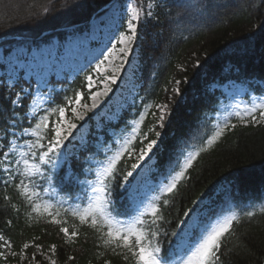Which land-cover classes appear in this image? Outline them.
<instances>
[{
	"label": "trees",
	"instance_id": "trees-1",
	"mask_svg": "<svg viewBox=\"0 0 264 264\" xmlns=\"http://www.w3.org/2000/svg\"><path fill=\"white\" fill-rule=\"evenodd\" d=\"M110 1L0 0V38L12 35L38 38L51 29L88 22ZM124 2L126 0H120V3ZM157 2L159 7L154 9L150 22L140 28L139 39L132 51L138 61L134 70L137 95L132 102H127L116 120L105 116L96 119L91 115L87 128L81 134L78 132L73 142L77 144L81 136L91 140L98 128L112 129L117 134L123 130V135L112 145L115 151L131 134L135 121L146 111L145 105H151L137 139L129 146L131 152L122 157L117 168L121 175L131 170V165L137 162L143 137L157 139L155 132H160L159 151L152 157V167L147 175L153 181L152 189L166 179L170 180L186 156L197 151L214 133L221 101L228 97L231 84L246 88L248 97L250 92L264 96V0ZM83 29L85 27L60 31L41 41L9 40L4 45H40L50 42L53 37L64 40L69 34ZM13 48L10 46L6 52ZM89 74H92L91 69L81 72L73 81L68 77L52 80L61 87L53 107L77 91L89 98V89L85 86V76ZM0 82L7 83L5 75L0 76ZM27 86L21 78L12 91ZM175 88L179 89V94L173 92ZM6 97L7 93L0 88V108L8 107ZM163 103L168 104L169 111L165 126L160 128L157 105ZM229 121L237 127L226 131L207 152L200 153L174 193L152 190L153 197L161 195V200L157 201L164 216L160 221V241L168 247V241L175 239L171 233L178 231L177 225L184 219L183 213L194 207L193 201H196L204 215L211 210L222 215L236 214L242 219L237 236L229 242L232 253L226 254L227 264H264V216L258 214L249 222L243 215L247 209L258 211L264 206L261 199L264 198V125L245 127L237 117ZM152 128L155 131H150ZM5 195L11 196L12 203L20 208L18 213L10 204L6 205ZM58 199H67V195L62 193ZM165 199L168 200L166 206L163 205ZM114 200L116 211H131L129 201L121 195L120 189L114 193ZM67 218L69 224L66 226L71 230L76 224L80 232L71 245L64 243L59 225L46 223V216L43 219L30 216L14 189L10 187L5 191L0 186V229L10 236L14 250L19 251L23 243L32 242L48 252L54 244L56 264H104L105 260H110L111 264H130L106 249L98 233L80 226L71 216ZM9 219L12 220L10 228L6 225ZM164 232L168 236L165 237ZM34 250L37 249L30 247L27 252ZM69 256L75 259L69 261ZM14 260L17 259L10 258V261ZM0 264L4 262L0 261Z\"/></svg>",
	"mask_w": 264,
	"mask_h": 264
},
{
	"label": "snow or ice",
	"instance_id": "snow-or-ice-1",
	"mask_svg": "<svg viewBox=\"0 0 264 264\" xmlns=\"http://www.w3.org/2000/svg\"><path fill=\"white\" fill-rule=\"evenodd\" d=\"M156 7H159L157 0H140V3L126 0L123 14L113 23L108 42L99 55L86 65L71 69L74 76L89 69L95 74L107 73L109 67L105 66V62H108L112 74L103 76V91L92 93L91 89L97 81L93 74L85 76V86L92 100L90 107L81 105L82 91L75 92L72 97L66 96L53 107L61 90L50 86L52 81L48 75L37 71L32 65L28 67L29 78L25 80L27 87H20L19 91L13 92L12 88L20 83V79L12 84L0 82V88L7 93L8 104V107L0 108V186L5 191L13 188L30 216L41 219L46 216V223L59 225L58 230L63 234L65 244L75 243L80 235L76 224L71 226V230L66 226L69 224L67 217L71 216L80 226L98 233L106 249L122 256L124 261H130V264H227L226 254L232 253L229 242L237 236L242 219L236 214L220 218L222 213L211 210L208 215H204L196 201H193L194 207L183 213L184 219L179 221L178 231L171 233L175 239L168 241L167 248L162 245L160 221L164 216L161 206L157 204L161 195L152 197L145 205L148 193L142 195L134 184V173L139 175L137 169L143 170L144 162L151 160L159 151L160 132H155L157 139L148 140L147 135L143 137L137 162L131 165V170L122 175L118 171L117 165L126 153L131 152L129 146L137 139L140 125L151 105H145L146 111L135 121L131 134L123 139L115 151L112 145L117 143L118 136L123 135V130L117 134L112 129L98 128L91 140L81 136L79 142L73 144L83 124L78 125L72 119H66V112L70 109L75 121H84L87 113L99 106V98L108 96L112 91L110 84L117 83L118 74L128 64V57L139 39L140 28L150 22ZM115 59H119V64H113ZM32 76H35L34 89ZM176 83L179 85L180 82ZM173 92L179 94V89L175 88ZM74 104L85 111H78L77 107H73ZM157 110L159 127L163 128L169 106L163 103L157 105ZM235 115L245 127L264 125V96L253 99L249 106ZM236 127V123L227 119L222 124L218 123L205 143L186 156L179 171L175 175L170 174V180L166 179L152 190L162 194L174 193L200 153L207 152L226 131ZM70 144H73L72 149H69ZM101 156L103 158L98 159ZM117 189L128 199L130 212L115 210L114 193ZM62 193L67 195V199H58ZM4 201L17 213L20 211L12 203L11 196L5 195ZM167 204L168 200H163V205ZM258 214L264 216V206L258 211L247 209L243 215L251 222ZM6 225L10 228L12 220H7ZM163 235L166 237L168 233L164 232ZM30 247H35L39 252L42 246L25 242L16 251L10 236L0 229V261L4 264H10V258L16 257L24 261ZM49 251L54 256L56 245H51ZM45 258L49 264H56L55 259L47 255ZM74 259L73 256L68 257L69 261ZM35 262L36 254L33 253L32 264ZM104 264H111V261L105 260Z\"/></svg>",
	"mask_w": 264,
	"mask_h": 264
},
{
	"label": "rangeland",
	"instance_id": "rangeland-1",
	"mask_svg": "<svg viewBox=\"0 0 264 264\" xmlns=\"http://www.w3.org/2000/svg\"><path fill=\"white\" fill-rule=\"evenodd\" d=\"M140 3V1H136ZM124 3H117L113 8L109 9L101 17L98 16L94 20H91L86 28L81 32L72 33L65 40H60L59 37H53L50 42L38 44L24 43V44H4L0 43V76L5 75L7 82L12 84L19 78H29L28 67L32 65L37 71H43L48 75L52 81L64 79L68 77L70 80L74 78L71 69H74L80 65H86L89 60L94 56L99 55L102 48L107 44V37L110 34V29L113 23L119 20L124 11ZM115 41H113L114 43ZM13 46L11 52H6V49ZM119 47V45H118ZM35 58V59H34ZM119 59L113 60V64H119ZM137 58L131 53L128 57V64L124 70L118 74L117 83L110 87L112 91L109 92L107 97H100L99 106L92 112H88L84 121H75L71 110L66 112V119H72L78 125L83 124L82 128H79L78 132L81 134L84 129L87 128V120L91 115L97 117L107 116L110 119H116L121 113V110L126 107L127 102H132L136 96L138 86L134 82L133 70L136 67ZM53 66V67H51ZM105 66L109 67L107 73H93L94 80L97 81L96 85L91 89L95 93L96 91H103L104 84L103 76L111 75L110 66L108 62H105ZM16 69L15 71H13ZM33 81V89L35 88V76L31 77ZM50 86H54L59 90V86L52 82ZM224 89H227L224 87ZM229 92L228 97L221 101L219 112L216 119L219 124H222L226 119L235 117L237 111H243L246 106H249L253 99L262 97L254 95L250 92V96H247L246 88L237 87L233 85L232 88L227 90ZM87 104L89 107L92 104L90 97L81 100V105ZM77 107L78 111H85L83 107L73 105ZM72 145H69V149ZM153 160H146L143 165V170L137 169V175L134 173L135 181L134 184L140 189L141 194L148 193V199L145 200V205L153 197L152 193V179L147 178L148 173L151 170ZM147 181V184L145 183ZM223 218V217H220ZM37 250L32 253L26 252L27 259L21 262L19 257L17 260L10 261V264H32V255L36 254L35 264H49V260L45 258V255L55 259L50 251L39 252ZM43 253V254H41ZM56 260V259H55ZM57 263V262H56Z\"/></svg>",
	"mask_w": 264,
	"mask_h": 264
},
{
	"label": "water",
	"instance_id": "water-1",
	"mask_svg": "<svg viewBox=\"0 0 264 264\" xmlns=\"http://www.w3.org/2000/svg\"><path fill=\"white\" fill-rule=\"evenodd\" d=\"M117 1H118V0H113V1H111L110 3H108L106 6L102 7L101 9H99L98 11H96V12L94 13L93 17H94L95 15H97L98 13L102 12L103 10H105V9H107V8H109V7H111V6L114 5ZM80 26H81V25H75V26H72L71 28H76V27H80ZM62 29H63V28H58V29H51V30H48V31L44 32V33L40 36V38H43V37L46 36V35L53 34V33L57 32V31L62 30ZM10 39H27V38H26V37H23V36H8V37H3V38H1V39H0V42H2V41H6V40H10Z\"/></svg>",
	"mask_w": 264,
	"mask_h": 264
}]
</instances>
